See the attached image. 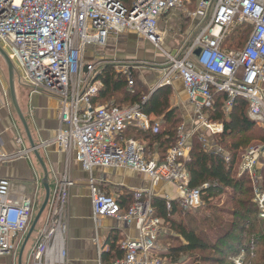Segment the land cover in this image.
Here are the masks:
<instances>
[{
	"label": "built area",
	"instance_id": "obj_1",
	"mask_svg": "<svg viewBox=\"0 0 264 264\" xmlns=\"http://www.w3.org/2000/svg\"><path fill=\"white\" fill-rule=\"evenodd\" d=\"M180 3L181 0H133L127 7L120 0H0V46L14 64L19 81L31 92L45 93L59 103V127L53 142L66 156L75 153L87 172L96 168L122 169L148 178V189L131 191L133 200L125 212L117 197L101 191L90 178L94 220L117 219L135 226L137 231L135 238L122 242L123 257L110 264H170L157 245L165 221L153 214V188L173 185L175 199L185 210L203 204V191L208 185L190 187L186 164L192 138L207 144L210 142L207 133L214 137L224 130L222 123L212 122L205 113L212 107L213 93L226 97L223 104L226 115L232 112L237 99L245 100L248 118L264 131V0H199L193 19L198 18L199 12L204 13L203 23L210 13L204 26L179 56L163 52L168 62L149 95L180 79L193 109L191 127L188 129L182 123L177 128V141L167 149L163 160L148 156L140 141L121 138L127 128L158 133L159 123L141 111L148 96L131 107L92 102L102 83L97 80L101 71L84 63L88 47H104L110 35L130 33L158 48L159 20ZM246 25L250 31L244 45L227 49L225 40L230 32ZM196 50H200L198 56L194 54ZM121 73L131 88L134 85L131 68L123 65ZM263 150L257 147L246 151L240 160V176L247 174L253 185L252 202L258 220L264 225V190L259 188ZM217 151L214 153L229 164L231 155L222 154L221 148ZM72 185L68 173L57 181L47 206L46 221L36 232L32 264L66 263L65 211ZM33 216V199L26 197L12 202L9 182L0 179V256L10 255L18 246V236L29 229ZM244 255L241 250L229 259L240 264Z\"/></svg>",
	"mask_w": 264,
	"mask_h": 264
},
{
	"label": "trees",
	"instance_id": "obj_2",
	"mask_svg": "<svg viewBox=\"0 0 264 264\" xmlns=\"http://www.w3.org/2000/svg\"><path fill=\"white\" fill-rule=\"evenodd\" d=\"M120 1L129 7L133 0ZM249 31L250 27L247 25L235 27L227 36L225 47L227 49L241 48ZM184 47L186 48L187 44ZM133 79L134 85L129 88L122 73L114 72L110 66L103 67L97 76V80L102 83V88L92 102L107 105L127 102L125 107H131L141 104L143 97L148 96L141 105V111L156 118L162 117L163 123L158 133H143L127 128L121 138L131 136L140 141L145 145L148 156H151L156 149L160 159L163 160L167 149L177 141L176 131L183 123L182 113L169 105L170 86L157 89L149 95V90L145 92L142 89H134L137 85L134 75ZM225 99L224 95L213 93L212 107L205 110V113L209 115L212 122L224 125L223 132L213 138L219 145L227 141V138L239 137L237 141L226 147L231 154L230 163H224L223 159L215 153H206L202 149V143L194 137L191 141L189 162L186 164L190 176V187L208 185L203 191L204 206L192 215L187 210L183 211L185 210L183 207L178 209L176 200L157 196L151 199L153 214L168 223L170 229L176 233L173 239L176 242L175 245L162 253V257L169 261H176L181 255L193 258V254L198 252L199 257L193 258L196 264H230L226 258L243 250L248 257L257 259L256 262H248V264H264V225L258 220L257 210L252 202L253 187L247 174L238 178L234 172L235 157L240 147L254 139L264 144V131L257 128L256 124L248 118V105L245 100L237 99L232 112L226 115L223 110ZM233 114L238 116V120L234 119L233 124L238 125L240 129L236 134L231 128ZM241 134L242 136H239ZM261 175L264 178V168L261 169ZM226 190L231 191V196H228L229 209L225 212L218 211L213 201L225 195ZM132 200L131 192H125L117 198L122 210H126ZM167 204L170 209H167ZM208 233L212 234L213 238Z\"/></svg>",
	"mask_w": 264,
	"mask_h": 264
},
{
	"label": "crops",
	"instance_id": "obj_3",
	"mask_svg": "<svg viewBox=\"0 0 264 264\" xmlns=\"http://www.w3.org/2000/svg\"><path fill=\"white\" fill-rule=\"evenodd\" d=\"M198 18L194 20V26H196ZM109 45L115 46V48H110ZM146 46L149 47L146 54L154 55L151 59L154 65L147 74H135L143 82V85L151 91L161 78V69L165 57L157 55L153 49L155 48L154 45L149 41L130 33L116 37L110 35L104 47L90 46L86 55L91 52L97 53L107 47V59L134 60L143 55L142 51ZM139 75H143L145 78L143 79ZM170 87L169 105L179 109L183 117L185 115L188 117L191 113L189 119H192L193 109L182 81L174 79ZM15 96L19 109L29 127L31 137L37 145L38 154L46 166L50 197L52 198L55 185L64 173H68L73 181L65 211L67 225L65 235L66 264H110L120 259V256H123L122 242L127 238H135L137 231L135 226L117 219L101 218L97 221L94 220L89 181L91 178L104 192L107 187L117 184L107 176L108 172L130 177V179L118 182L120 191L115 197L120 198L125 192L148 189L150 183L147 176L139 172L122 169L96 168L91 172L83 170L75 153L72 152L71 155L66 156L63 149L53 142L59 127L58 101L45 93L31 92L24 84H21L17 74L15 75ZM186 127L189 129L191 125L186 123ZM21 130L23 127L10 98L7 68L0 58V157L3 158L0 161V179L9 182L12 202H18L20 198L26 197L33 199L32 196L45 194L42 185L43 171L30 151L24 130L23 132ZM159 191L164 196L171 192L177 196L176 190L171 184H160L153 188L154 193ZM46 211L47 207L38 230L42 229L46 221ZM124 211L125 209L122 210V212ZM34 244L35 242L33 246Z\"/></svg>",
	"mask_w": 264,
	"mask_h": 264
},
{
	"label": "rangeland",
	"instance_id": "obj_4",
	"mask_svg": "<svg viewBox=\"0 0 264 264\" xmlns=\"http://www.w3.org/2000/svg\"><path fill=\"white\" fill-rule=\"evenodd\" d=\"M198 1L199 0H181V3L173 10L169 11L167 14L163 15L158 23V29L157 32L159 34V36L161 37V43L159 45L158 48H153L155 50V53L159 56L164 55V53L166 54H171L173 56H179L182 52V50L185 48L184 46L186 44H189L194 37L197 35L199 28L204 26V22L207 21L209 14H206V19L203 21V17H204V13L199 12L197 14V17H200L201 21H198L196 26H194L193 22L195 19H193V16L195 13H197V6H198ZM205 18V17H204ZM110 48H115L112 46H108ZM134 47V46H132ZM140 49V47H139ZM147 49H149V47H145V49L142 51L143 55L142 56H138L136 59L132 60V59H117V58H112V59H107V47L104 48L103 50L95 53V52H91L88 53L87 55H85L84 57V63L87 64H93L95 66V68L99 71H101L103 69V67L105 66H110L113 68L114 72L116 73H121L122 67L123 65H127L131 68L132 73L135 77V80L137 81V85L134 86V89H142L145 90V92H147V87H145L143 85V82L139 79L138 76H136L135 73H140V74H147L148 70H150L153 67V61H151L152 57L154 55L150 54H146ZM164 52V53H163ZM141 54V53H140ZM164 59V58H163ZM162 59V60H163ZM193 60V59H192ZM168 61L166 59H164V64H166ZM163 64V65H164ZM162 65V66H163ZM136 71V72H135ZM141 78H145L143 75H139ZM141 83V84H140ZM133 90V89H132ZM135 91V90H134ZM115 106H126L127 102H118L116 104H112ZM171 107V106H170ZM190 118H191V113H190ZM189 116L183 117L182 115V121L183 123L190 124L192 125L193 119H189ZM238 116L233 114V116L231 117V122L232 124L234 123V119L238 120L237 118ZM229 118V117H228ZM156 122L159 123V126L162 125V117H157L155 119ZM231 128L233 129V132L236 134L239 132L240 129H238V125L233 124V126H231ZM258 128V126H257ZM21 132H23V130H21ZM207 135L210 137V142H207V144H202V149H203V145L204 148L206 149L205 152L206 153H214L215 151H217V148H225L222 149V154L224 152H226V154H230V152H228V150H226L229 145H231V143L237 141V138H239L238 136L236 137L234 134L233 136L235 137H230L227 138V141L225 140L223 144H218L217 141H214L212 137V135L208 134ZM239 136H242L239 135ZM125 140L128 139H133V137L131 136H127L124 137ZM135 140V139H134ZM264 148V144L262 142H259V140H252L250 141L247 145L240 147V149L237 152V155L235 157V164H234V172L236 173V177H240L241 175V171H240V167L242 166V161L241 157L246 153L247 150L249 149H253V148ZM225 154V153H224ZM154 156H157V158H159V153L158 151H156V149H154L153 154ZM264 168V150L260 156V160H259V169H260V174H261V169ZM111 180L115 181L117 184L111 185L109 187H107L104 192L107 195H110L112 197H115L116 194H119V184L118 182H122V180L125 179H130V177L128 176H120V174L118 175V173H113V172H108L107 175ZM262 176V175H261ZM189 181H190V176H189ZM55 185V184H54ZM252 185V183H251ZM253 187V185H252ZM259 188H262L264 190V178L262 176V181L260 182V186ZM161 192L159 191L158 193H154V196L157 197H167L165 199L167 200H176L175 198L177 197L173 192L167 194V195H162L160 194ZM171 194V195H170ZM231 196V191L230 190H226V194L223 196H220L218 198H216L213 201V205L216 207V209L218 211H226L227 209H229V197ZM117 196V195H116ZM33 197V201H34V216H33V220L35 219L43 201H44V197L45 194H41V195H37V196H32ZM51 198V197H50ZM51 201V199L49 200ZM177 201V200H176ZM178 203V209L182 208L181 203ZM204 206V200H203V204L197 208V209H192V210H188L189 213H191L192 215L195 214L196 210L202 208ZM186 211V210H183ZM125 212V211H124ZM224 216V215H223ZM44 217V214L41 216V218L38 221V224L36 226V230H38V227L40 225V223L42 222ZM225 217V216H224ZM177 218V216L175 217V219ZM228 219V218H226ZM32 220V221H33ZM262 223V222H260ZM263 224V223H262ZM170 225L166 222H164V226H162V231L158 236V246H159V250L160 253L162 254L163 252H165L167 249H169V247H172L175 245V241H173L174 237L176 236V233L170 229L169 227ZM28 231V230H27ZM27 231L24 232L23 234H20L18 236V246L10 253V255H3L0 256V264H17V260H18V254H19V250L20 247L26 237ZM209 236H211L213 238V235L208 233ZM36 239V233H33L25 250L23 253V257H22V264H32V250H33V243L35 242ZM209 254L211 252H208ZM200 253L196 252L193 254V258L197 259L199 257ZM204 256V254L202 255V257ZM230 256H234V255H229L226 259L227 262L230 264H233V262L229 259ZM193 258H190L188 255H181L178 260L174 261V260H168L170 264H196L193 262ZM257 259L256 258H252L251 256L248 257L247 254L244 255V257L242 258L240 264H248V262H256ZM67 262V260H66ZM66 264V263H65ZM201 264V263H198Z\"/></svg>",
	"mask_w": 264,
	"mask_h": 264
},
{
	"label": "water",
	"instance_id": "obj_5",
	"mask_svg": "<svg viewBox=\"0 0 264 264\" xmlns=\"http://www.w3.org/2000/svg\"><path fill=\"white\" fill-rule=\"evenodd\" d=\"M200 53V50H196L194 52V54L196 56H198ZM0 58L3 60V62L5 63L6 65V68H7V74H8V84H9V93H10V98H11V102H12V105H13V108L19 118V121L23 127V130H24V133H25V136L28 140V143H29V146H30V151L33 153L36 161L38 162V164L40 165L42 171H43V181H42V185H43V188H44V191H45V197H44V201L35 217V219L32 221L28 231H27V234H26V237L20 247V250H19V254H18V260H17V264H22V257H23V253H24V250L32 236L33 233H36L37 230H36V226L38 224V221L39 219L41 218V216L43 215L46 207L48 206V203H49V200H50V188H49V185H48V172H47V169H46V166L43 162V160L41 159V157L39 156L38 154V151H37V145H35L32 137H31V134H30V130H29V127L27 125V122L21 112V110L19 109V106L17 104V101H16V96H15V75H16V71H15V67H14V64L12 63V61L9 59L7 53L1 48L0 46Z\"/></svg>",
	"mask_w": 264,
	"mask_h": 264
}]
</instances>
